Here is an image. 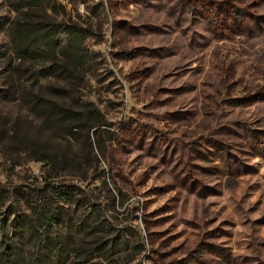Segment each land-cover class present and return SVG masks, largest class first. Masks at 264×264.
Here are the masks:
<instances>
[{
	"label": "rangeland",
	"instance_id": "374dc122",
	"mask_svg": "<svg viewBox=\"0 0 264 264\" xmlns=\"http://www.w3.org/2000/svg\"><path fill=\"white\" fill-rule=\"evenodd\" d=\"M17 4L0 0V181L96 203L55 227L46 264H264V0ZM36 22L62 42L85 28L90 64L22 56L11 32ZM96 221L119 252L95 251Z\"/></svg>",
	"mask_w": 264,
	"mask_h": 264
},
{
	"label": "trees",
	"instance_id": "16d2710c",
	"mask_svg": "<svg viewBox=\"0 0 264 264\" xmlns=\"http://www.w3.org/2000/svg\"><path fill=\"white\" fill-rule=\"evenodd\" d=\"M17 1V11L42 8L48 15L47 8L43 7L48 0ZM217 3L215 10L219 17L228 8L226 2L217 1ZM229 8L234 9L236 13L242 11L236 5ZM43 24L36 22L34 26H21L12 30V38L18 43V52L22 56L37 58L53 55L62 58L69 50L72 53L70 60L76 67L84 68L90 64V53L86 51L84 43L87 34L85 28L68 26L65 29L69 35L68 39L62 42L56 29L47 28ZM30 37L35 39L28 42ZM55 71L54 67L48 69L50 74ZM6 97L10 99L9 96ZM42 157L45 161L49 160L48 156ZM92 200V197L80 186L57 183L50 176L41 180L35 177L31 183L13 189L0 181V264H38L32 259H27L31 250L37 245L35 243L34 246L32 241L38 238L41 244L39 249L48 255V259L41 260V263L46 264L53 257L51 253L57 247L56 237L53 235L55 227L63 223H71L74 215L83 217L89 207H95L96 203H92ZM90 227L92 234L99 238V242L106 238V235L111 234L102 221H96ZM106 240L107 242L103 241L100 248H95V251L107 247L113 254L119 252L120 244L116 238L113 240L106 238ZM70 257L71 262L75 263L77 258L73 255ZM59 262L60 260H56L49 264H59Z\"/></svg>",
	"mask_w": 264,
	"mask_h": 264
}]
</instances>
